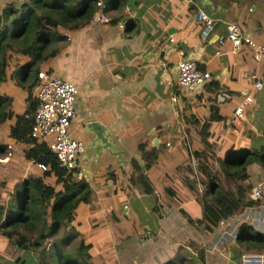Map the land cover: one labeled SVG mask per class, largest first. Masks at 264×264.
Wrapping results in <instances>:
<instances>
[{
	"label": "crops",
	"instance_id": "obj_1",
	"mask_svg": "<svg viewBox=\"0 0 264 264\" xmlns=\"http://www.w3.org/2000/svg\"><path fill=\"white\" fill-rule=\"evenodd\" d=\"M22 1L0 0V28L2 14L7 11L10 18L15 13L6 6L12 3L18 9ZM106 4L108 22L98 20L96 10L89 23L75 30L59 26L52 44L57 53L45 60L30 65L31 56L9 51L0 93L10 97L13 116L0 123V142L7 146L0 165L15 174L14 181L30 174L41 176L42 171L24 157L28 145L9 132L15 116L28 108L29 95L36 98L35 67L46 70L76 86L71 134L87 142L92 135L86 123L96 120L122 151V164L106 154L95 162L85 152L77 161L92 197L78 208L72 223L91 245L93 263L234 264L229 244L203 238L179 209L193 220L201 217L205 186L201 189L195 151L205 143L217 140L207 153L218 178L229 149L251 151L264 146V86L256 90L249 79L256 73L264 84V61L247 46L231 51L228 41L218 42L225 36L226 22L264 42V0H134L131 4L108 0ZM198 8L215 19L204 42L199 37ZM8 28L14 31L15 25ZM181 58L193 59L199 69L208 71V81L193 90L180 86ZM238 106L242 111L236 116ZM211 108L220 120L209 119ZM197 122H207L209 135L203 136ZM139 144H145L146 150L155 148L156 160L149 169L143 168ZM136 164L141 170H134ZM246 170L247 183L253 188L260 183L264 190L263 168L253 162ZM141 173L151 185L149 193L138 181L129 182L130 176ZM241 215L248 221L264 217V201L245 207ZM251 226L264 234V221L252 220ZM8 241L14 248L2 250ZM0 246V264H35V253L16 248L15 239L0 238Z\"/></svg>",
	"mask_w": 264,
	"mask_h": 264
},
{
	"label": "trees",
	"instance_id": "obj_2",
	"mask_svg": "<svg viewBox=\"0 0 264 264\" xmlns=\"http://www.w3.org/2000/svg\"><path fill=\"white\" fill-rule=\"evenodd\" d=\"M97 0H23L19 8L8 4L6 9L15 13L10 18L7 11L2 14L4 24L0 28V82L5 78V69L9 51H16L31 56L30 65L45 60L57 53L52 47L57 28L75 30L86 25L97 10ZM105 3L108 0H103ZM125 0H113L121 4ZM107 7V4H106ZM15 25L10 31L8 26ZM37 67L34 75L37 79ZM33 86V85H32ZM30 86V88H32ZM28 108L21 115H16L14 125L9 135L18 142L28 145L23 154L27 159H33L48 165L40 175L30 174L20 181H14L11 190L5 194L8 203L0 204V238L15 239V246L20 250H31L35 253V264H94L89 250L90 244L83 239L77 240V245L71 247L72 235L78 230L72 221L75 212L81 205L91 201L92 190L88 182L76 176V168L67 169L59 166L55 155L47 144L29 136L33 112L37 101L29 95ZM11 99L0 93V123L7 117H12ZM209 119L220 120L218 112L211 108ZM201 125L203 136L207 122ZM197 126V124H196ZM217 140L205 143L203 148L195 151L200 166V176L204 180L205 190L201 195V217L193 220L188 213L180 208V212L188 221L203 227V232L210 234L220 221L232 217L244 206H252L255 200L246 198L249 184H241L248 178L246 166L258 163L264 171V146L258 150H248L243 147L229 149L225 159L220 164V174L235 185L234 189L225 188L220 178L213 173L211 155ZM6 145L0 142V157L6 151ZM143 168L149 169L150 163L156 160L155 148L145 149V144L138 146ZM139 165L134 170H141ZM53 177V181H48ZM142 184L146 192H151V185L143 173L130 176L129 182ZM2 185H5L1 183ZM2 194L0 193V199ZM264 251V234L256 232L248 219H240L237 225L235 240L229 243V254L240 261V256L246 251Z\"/></svg>",
	"mask_w": 264,
	"mask_h": 264
},
{
	"label": "built area",
	"instance_id": "obj_3",
	"mask_svg": "<svg viewBox=\"0 0 264 264\" xmlns=\"http://www.w3.org/2000/svg\"><path fill=\"white\" fill-rule=\"evenodd\" d=\"M97 19L108 22L109 18L104 14L105 3L102 0L96 1ZM196 20L200 24L199 37L204 42L215 26V19L204 9L196 10ZM122 26V24H120ZM225 36L218 39L220 44L228 41L230 50L236 51L242 46L249 47L254 57L264 61V42L255 40L249 33L242 30L233 22L225 23ZM210 78V73L197 67L196 62L190 58H181L177 62V83L186 89H195L205 84ZM249 79L256 90L263 88L264 84L256 73H251ZM37 87H36V107L33 112L32 123L29 130V136L38 141L47 144L49 150L55 155L59 166L74 169L76 168V176L81 178L82 174L77 169V161L85 152L84 143L75 138L70 130L71 121L75 117L76 111V86L64 79L55 76L46 70L37 71ZM175 99V97H174ZM246 101H251L250 96H245ZM242 106L235 109V115L241 114ZM31 164L35 165L41 171L46 170L48 165L37 162L33 159ZM261 193V184L254 189V194ZM232 221L225 219L220 221L223 223L220 230V237L227 236L229 242H233L236 237L237 225L239 220ZM255 219H250L251 221ZM257 222H261L257 219ZM225 222V223H224ZM220 242L225 241L222 238ZM239 264H264V251H246L240 256Z\"/></svg>",
	"mask_w": 264,
	"mask_h": 264
},
{
	"label": "rangeland",
	"instance_id": "obj_4",
	"mask_svg": "<svg viewBox=\"0 0 264 264\" xmlns=\"http://www.w3.org/2000/svg\"><path fill=\"white\" fill-rule=\"evenodd\" d=\"M103 1V0H102ZM104 2V1H103ZM105 3V2H104ZM105 5H106V3H105ZM213 162H211V166L213 167ZM215 165V164H214ZM9 171V170H8ZM16 176H18L17 174H16ZM15 174H12L11 172H7L6 170H5V168H2V166L0 165V193L2 194V197H1V199H0V204H3V205H6L7 203H8V200L6 199V197H5V194H3V193H5V192H7L8 190L10 191L11 190V187H10V185L13 183V181L15 180ZM18 178V177H17ZM200 182L203 184V186H202V188L201 189H203V187H204V180H202V179H200ZM1 183H3V184H5V185H2ZM220 183H222L224 186H225V188L227 187V188H229V189H234V187H235V185L233 184V183H231L230 181H228L226 178H224V177H221L220 178ZM241 184H243V185H247V184H249V183H247V181L245 180L244 182H242ZM258 184H260V183H258ZM257 184V185H258ZM256 185V186H257ZM249 186H250V189H249V191L247 192V194H246V198H249V199H253V200H255L256 201V203L255 204H259V202L262 200V201H264V190H262V185H261V193L259 194V195H255L254 194V189H255V187L253 188V185H251V184H249ZM252 188V189H251ZM254 204V205H255ZM253 205V206H254ZM245 207H247V206H244L243 208H241L240 210H238L234 215H233V217H230L229 219H231L232 218V221H236L235 219H237V220H240L241 219V217L242 216H244V215H241L242 214V212H243V209L245 208ZM257 219H260L261 220V222H263L264 221V217H262V218H255V220L256 221H258ZM225 223V222H224ZM222 224L223 223H219L218 224V226L215 228V229H213L212 231H211V233L210 234H208V233H204L203 232V227L202 226H197V225H193L194 226V228L197 230V231H199L200 232V234L202 235V237L203 238H227V236H221L220 237V230H221V226H222ZM215 236V237H214ZM71 238H73L72 240H70V244H71V247L73 248V247H75L76 245H77V240H75V239H80L81 238V236H80V233H78V234H75V235H72L71 236ZM82 239V238H81ZM230 243H231V241H230ZM226 244H229L228 242H226V241H222V245H224V246H226ZM14 247H13V244L12 243H10L9 241L6 243V247L5 248H3L2 250H7V251H12V249H13ZM0 250H1V246H0ZM112 250L114 251V248H112ZM221 250V247H220V249H219V251ZM221 251H225V252H227V250H221ZM252 251H255V252H260V251H256V250H252ZM231 262H233L234 264H239L240 263V261L238 260V259H235V258H233V259H231ZM97 264H108L107 262H103V263H97ZM115 264V263H114ZM192 264H194V262L192 263Z\"/></svg>",
	"mask_w": 264,
	"mask_h": 264
},
{
	"label": "water",
	"instance_id": "obj_5",
	"mask_svg": "<svg viewBox=\"0 0 264 264\" xmlns=\"http://www.w3.org/2000/svg\"><path fill=\"white\" fill-rule=\"evenodd\" d=\"M134 0H129L131 4ZM86 131L92 135L87 142H84L85 156L91 157L97 162L103 154L113 156L114 161L122 164L120 156L122 151L118 149L116 142H114L105 126L96 121L88 120L86 123Z\"/></svg>",
	"mask_w": 264,
	"mask_h": 264
},
{
	"label": "clouds",
	"instance_id": "obj_6",
	"mask_svg": "<svg viewBox=\"0 0 264 264\" xmlns=\"http://www.w3.org/2000/svg\"><path fill=\"white\" fill-rule=\"evenodd\" d=\"M106 8V7H105Z\"/></svg>",
	"mask_w": 264,
	"mask_h": 264
}]
</instances>
